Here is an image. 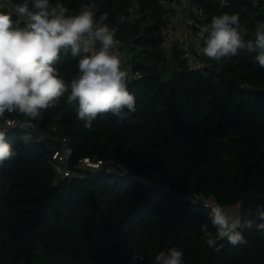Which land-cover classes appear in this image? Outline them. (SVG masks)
<instances>
[{
    "label": "trees",
    "instance_id": "obj_1",
    "mask_svg": "<svg viewBox=\"0 0 264 264\" xmlns=\"http://www.w3.org/2000/svg\"><path fill=\"white\" fill-rule=\"evenodd\" d=\"M163 1L59 0L69 11L94 3L97 20L107 14L121 43L116 52L130 65L136 111L123 120L98 116L85 127L66 102L79 58L62 55L57 67L69 91L34 121L30 141L18 127L7 133L17 154L0 168V264H133V255L142 258L134 264H155L172 247L184 264H264V230L256 228L264 210V68L247 50L221 64L200 53L205 64L194 65L180 42H164L171 9ZM196 2L209 22L239 14L245 40L264 24V0ZM4 5L0 11L13 12ZM53 127L72 148L70 177L54 170L58 143L39 139ZM84 157L103 163L83 167ZM150 173L171 191L146 181ZM206 201L252 221L242 231L245 244L224 239L220 251L207 247L202 226L213 236L215 229Z\"/></svg>",
    "mask_w": 264,
    "mask_h": 264
},
{
    "label": "clouds",
    "instance_id": "obj_2",
    "mask_svg": "<svg viewBox=\"0 0 264 264\" xmlns=\"http://www.w3.org/2000/svg\"><path fill=\"white\" fill-rule=\"evenodd\" d=\"M94 3L81 4L78 11H69L59 0H22L13 12L0 11V168L16 156L7 139L10 128L25 130L21 140H31L29 129H35L42 113L59 105L69 91L57 64L62 55L76 63L78 75L70 81L67 103L77 111V118L90 128L97 117L111 114L120 120L136 111L134 94L128 89L127 71L115 51L119 41L106 23L107 14L97 20ZM19 17L12 19V14ZM21 21L23 26H21ZM239 14L224 13L213 16L210 24L199 30L197 39L203 42L201 52L221 64L236 56L240 50L255 52V60L264 68V24L255 32L254 40H245ZM127 110V111H126ZM18 114L24 119L6 116ZM208 216L215 236L205 224L202 226L207 247L220 251L218 241L226 239L232 246L245 244L244 229L253 227L252 221L241 222L219 203L209 205ZM264 230V210L259 211ZM134 262L142 259L136 255ZM155 264H184L183 253L176 247L161 251Z\"/></svg>",
    "mask_w": 264,
    "mask_h": 264
},
{
    "label": "built area",
    "instance_id": "obj_3",
    "mask_svg": "<svg viewBox=\"0 0 264 264\" xmlns=\"http://www.w3.org/2000/svg\"><path fill=\"white\" fill-rule=\"evenodd\" d=\"M217 1H219L222 6H226L229 4L230 0ZM4 4L5 3L0 0V7L5 6ZM163 4L166 8L171 9L166 18V24L163 27L164 42L170 45L180 42L184 50H186V56L190 58L192 63L197 66H203L205 61L198 56L202 53L200 49L203 46V42L198 41L197 36L202 27L210 24L204 10L196 0H165L163 1ZM17 19H19L18 16ZM120 47L121 43L117 45L115 51L120 50ZM38 136L40 140L48 137L58 143L57 148H55L52 153L53 167L56 174L60 178H66L73 175L74 171L70 164V157L73 151L69 145L68 138L59 133L56 127H53L52 133L48 135L38 134ZM102 163L103 161L101 160L94 161L89 157H84L81 160V165L83 167L98 168ZM150 175L154 179V181H151L152 185H158V183H161L160 186L162 188L171 191L170 183L167 180L161 179L159 181L160 176H158L157 173H150ZM198 197L199 196H197V198ZM204 204L209 207L213 202L206 201Z\"/></svg>",
    "mask_w": 264,
    "mask_h": 264
},
{
    "label": "rangeland",
    "instance_id": "obj_4",
    "mask_svg": "<svg viewBox=\"0 0 264 264\" xmlns=\"http://www.w3.org/2000/svg\"><path fill=\"white\" fill-rule=\"evenodd\" d=\"M2 1V0H1ZM4 3H6L9 7L13 8L12 5L10 4V2L8 0H3ZM181 45V44H180ZM124 60V59H123ZM123 63V62H122ZM123 70L127 71V73H131V69H130V65H128V63H124V66H121ZM150 174L148 175V177H146V181L151 182L152 180L154 181L153 177L152 179L150 178ZM161 180V178L159 177V181ZM233 215H236V211H234Z\"/></svg>",
    "mask_w": 264,
    "mask_h": 264
},
{
    "label": "crops",
    "instance_id": "obj_5",
    "mask_svg": "<svg viewBox=\"0 0 264 264\" xmlns=\"http://www.w3.org/2000/svg\"><path fill=\"white\" fill-rule=\"evenodd\" d=\"M118 55H119V57L121 58V61L123 62L122 64H121V66L123 65L124 66V63H126V60L127 59H125V56L121 53V52H119V53H117ZM124 59V60H123Z\"/></svg>",
    "mask_w": 264,
    "mask_h": 264
}]
</instances>
